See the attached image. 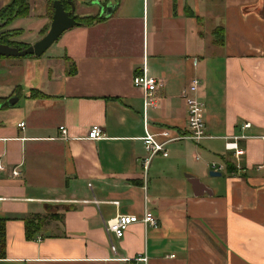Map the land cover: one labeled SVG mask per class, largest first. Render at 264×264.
Segmentation results:
<instances>
[{"label": "crops", "instance_id": "crops-1", "mask_svg": "<svg viewBox=\"0 0 264 264\" xmlns=\"http://www.w3.org/2000/svg\"><path fill=\"white\" fill-rule=\"evenodd\" d=\"M72 1L73 18L101 20H76L46 58L0 57L10 87L0 95V264H264V0ZM28 3L11 27L31 45L52 17L47 0ZM143 64L162 81L146 112L132 84ZM194 78L206 137L168 143L144 168V122L185 133L182 92ZM94 124L101 139L86 138ZM211 162L224 164L219 176ZM145 207L157 228L106 232ZM34 214L42 225L27 239Z\"/></svg>", "mask_w": 264, "mask_h": 264}, {"label": "built area", "instance_id": "built-area-1", "mask_svg": "<svg viewBox=\"0 0 264 264\" xmlns=\"http://www.w3.org/2000/svg\"><path fill=\"white\" fill-rule=\"evenodd\" d=\"M199 79L194 78L188 87L183 90L182 97L186 104L187 111V129L185 133L172 134L169 130L164 129L159 133H151L145 125V133L142 136L141 140L143 146L147 152V156L142 160V165L144 168L149 163V160L157 155L161 154L167 156L166 145L171 142L179 140H191L192 142L198 144L205 137V123L203 119L204 112V103L198 97L197 91L199 88ZM132 84L134 87L138 88L142 92V101H143V110H146L154 105L155 93L159 87L162 85V81L156 77L150 76L147 74L146 66L143 64L141 71L135 73L132 78ZM24 123L19 124L20 127H23ZM243 129L249 128V123L243 124ZM62 137L66 136V129L64 126L59 127ZM103 137V132L100 126L94 124L92 125L87 133L88 139L97 140ZM264 140V135L259 136ZM231 138V137H230ZM235 140L245 138L243 136H233ZM236 144V142H235ZM241 155V152L237 150V145L234 147V156L236 159ZM224 164L211 162L209 168L212 171H221L224 169ZM0 169H3V165L0 162ZM12 175H18L19 171L16 167L11 170ZM141 223L145 227H158V220L153 216L150 210L146 207L143 209L141 216L136 214H117L115 217L110 219L106 223V232L112 234L116 239H121L124 235V232L131 224ZM111 251H115L114 245H111ZM139 260L146 261V258H137Z\"/></svg>", "mask_w": 264, "mask_h": 264}, {"label": "trees", "instance_id": "trees-1", "mask_svg": "<svg viewBox=\"0 0 264 264\" xmlns=\"http://www.w3.org/2000/svg\"><path fill=\"white\" fill-rule=\"evenodd\" d=\"M53 1L48 0L47 8L49 12L50 18L53 14ZM65 9H69V5L66 0H59ZM30 10V6L28 0H10L8 4L3 6L0 9V44H6L8 46L21 49L23 47H27V44H22L16 41H11L10 37L14 34L12 31L3 32L2 30L9 25L13 20L18 18H25L28 16ZM102 17H94V16H84L79 17L75 16L74 19L79 22L81 25H90L98 20H101ZM48 27L42 30V34L47 31ZM11 33V35H8ZM2 57V56H0ZM73 72H75V66L73 67ZM71 72V73H73ZM36 93V92H35ZM2 106H6V104H2ZM51 213V212H50ZM54 214L51 213L52 217ZM4 219H0V258H3L5 255V228H4ZM25 224V234L26 238L30 239L38 230L41 228L42 222L40 216L34 214L24 220Z\"/></svg>", "mask_w": 264, "mask_h": 264}, {"label": "water", "instance_id": "water-1", "mask_svg": "<svg viewBox=\"0 0 264 264\" xmlns=\"http://www.w3.org/2000/svg\"><path fill=\"white\" fill-rule=\"evenodd\" d=\"M70 6V10H65L62 3L59 0L53 1V15L48 31L38 41L34 42L27 47L21 49L8 46L6 44H0V56L14 58V57H25L27 55L40 56L45 52L59 37L60 35L68 30L69 28L76 26L78 22L72 17V13L75 9L72 0H66ZM17 97H11L7 104L11 106ZM211 176H219V172L211 171Z\"/></svg>", "mask_w": 264, "mask_h": 264}, {"label": "rangeland", "instance_id": "rangeland-1", "mask_svg": "<svg viewBox=\"0 0 264 264\" xmlns=\"http://www.w3.org/2000/svg\"><path fill=\"white\" fill-rule=\"evenodd\" d=\"M37 1H41V0H37ZM48 2V0H47ZM8 4V3H6ZM5 4V5H6ZM4 5V6H5ZM2 8V7H1ZM10 23L9 25H7L2 31L3 32H7V31H12L14 34L12 35V37H10V40L13 41L14 38L19 37V35L23 34L22 30H20V28H12ZM48 31V29H47ZM46 31V32H47ZM30 34V33H28ZM46 34V33H45ZM8 35H11V33H9ZM25 37V41H29L32 39L31 35H27L24 34ZM34 43V42H33ZM32 43V44H33ZM56 52V48L54 47V45L52 44L45 52H43L40 56H35V55H27L24 58H34L36 57V59H42V58H46L47 56L51 55L52 53L54 54ZM14 58H23V57H14ZM22 72H21V76H22ZM1 75H3V79L0 81V95L4 96L5 94L10 92V87L8 88V84H6V79H5V74L2 73ZM10 94V93H9ZM12 94V93H11Z\"/></svg>", "mask_w": 264, "mask_h": 264}]
</instances>
